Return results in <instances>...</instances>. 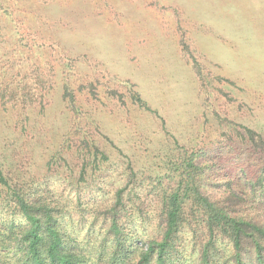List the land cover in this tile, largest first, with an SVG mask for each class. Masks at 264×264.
I'll return each instance as SVG.
<instances>
[{
  "label": "rangeland",
  "instance_id": "rangeland-1",
  "mask_svg": "<svg viewBox=\"0 0 264 264\" xmlns=\"http://www.w3.org/2000/svg\"><path fill=\"white\" fill-rule=\"evenodd\" d=\"M246 128L264 139V0H0V176L41 188L75 237L88 240L120 191L140 205L130 173L137 191L159 176L169 191L171 164L189 155L250 190L264 153ZM158 200L132 227L140 249L159 234ZM0 223L17 238L28 225L1 193Z\"/></svg>",
  "mask_w": 264,
  "mask_h": 264
},
{
  "label": "trees",
  "instance_id": "trees-1",
  "mask_svg": "<svg viewBox=\"0 0 264 264\" xmlns=\"http://www.w3.org/2000/svg\"><path fill=\"white\" fill-rule=\"evenodd\" d=\"M136 99L146 105L139 96ZM246 130L253 143L251 150L264 153L261 134ZM205 170L209 169L197 166L189 155L182 163L171 164L173 175L178 176H174L175 187L168 191L159 176L155 185L139 189L141 193L137 188L144 182L139 183L137 174L130 173L129 182L135 189L128 203L138 199L140 205L129 209L122 191L118 192L114 204L100 212L104 222L91 224L88 240L66 231L61 221L64 210L58 205L51 208L41 188L27 191L1 174L0 193L19 208L28 225L20 229L22 238H17L15 224L8 227L9 236L0 235V264H15L8 256L24 250L27 261L21 260L22 264H264V201H257V194L264 193V165L259 176L245 172L250 190L241 194L232 189L230 175L219 172L222 175L216 178ZM153 193L159 198L155 205L160 208L153 205L159 234L149 237L143 250L138 247L141 236L132 227L150 221L152 213L144 209L146 198ZM134 209L140 213L136 220L131 214Z\"/></svg>",
  "mask_w": 264,
  "mask_h": 264
}]
</instances>
